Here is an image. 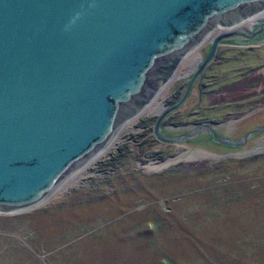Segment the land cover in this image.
<instances>
[{"label":"rangeland","instance_id":"374dc122","mask_svg":"<svg viewBox=\"0 0 264 264\" xmlns=\"http://www.w3.org/2000/svg\"><path fill=\"white\" fill-rule=\"evenodd\" d=\"M206 50L179 62L158 97L79 171L77 187L0 214V264H264V132L223 152L203 138L165 145L152 136L150 109L178 99ZM206 121L228 139L264 125V43L219 46L163 125Z\"/></svg>","mask_w":264,"mask_h":264},{"label":"water","instance_id":"95a60500","mask_svg":"<svg viewBox=\"0 0 264 264\" xmlns=\"http://www.w3.org/2000/svg\"><path fill=\"white\" fill-rule=\"evenodd\" d=\"M205 42L152 136L240 148L264 125L228 139L213 122L171 131L163 120L183 106L219 46L264 43V0H0V214L46 203Z\"/></svg>","mask_w":264,"mask_h":264},{"label":"bare ground","instance_id":"6f19581e","mask_svg":"<svg viewBox=\"0 0 264 264\" xmlns=\"http://www.w3.org/2000/svg\"><path fill=\"white\" fill-rule=\"evenodd\" d=\"M191 56H192V55H191ZM194 58H196V57H194ZM195 60H196V59H195ZM192 64H193V63H192ZM192 64L190 65V68H189L188 72L194 67V65H192ZM162 106H163V105H161V106H156V107L151 108V109H150L151 115H158V114H160V113L165 109V108L163 109ZM147 107H148V106H147ZM147 107H146V108H147ZM104 151H105V150H104ZM104 151H103V152H104ZM103 152H102V153H103ZM102 153H100L98 156H100ZM98 156H97V157H98ZM198 156H199L198 154H192V158H194V157L198 158ZM97 157H96V158H97ZM96 158H95V159H96ZM92 161H93V160H92ZM92 161H91V162H92ZM89 163H90V162H89ZM89 163H88V164H89ZM88 164H87V165H88ZM87 165H86V166H87ZM163 165L166 166V163H163L162 165H159V166L162 167ZM86 166H85V167H86ZM145 169H152V170H154V169H160V168H159V167H153V168H152V167H150V166H147ZM83 171H84V170H83ZM77 175H79V174L77 173V174L74 175L72 178H70V179H69V180H68L63 186H61V187H60L61 191L63 190V192H64L65 190L67 191L68 189H72V188L77 187V186H78V185H77L78 182L76 183V181H77V180L79 179V177H80V176L77 177ZM61 193H62V192H61Z\"/></svg>","mask_w":264,"mask_h":264},{"label":"trees","instance_id":"16d2710c","mask_svg":"<svg viewBox=\"0 0 264 264\" xmlns=\"http://www.w3.org/2000/svg\"><path fill=\"white\" fill-rule=\"evenodd\" d=\"M207 143H208V144H206V145H204V146L207 147V148H208V147H211V148H212V146L210 145L211 143H209V141H207ZM189 144H190V145H194V140L190 141ZM213 145H215V144H213ZM220 147H222V146H219V150L223 152L224 150H223L222 148H220Z\"/></svg>","mask_w":264,"mask_h":264},{"label":"flooded vegetation","instance_id":"af4514ba","mask_svg":"<svg viewBox=\"0 0 264 264\" xmlns=\"http://www.w3.org/2000/svg\"><path fill=\"white\" fill-rule=\"evenodd\" d=\"M216 55V54H215ZM215 58V57H214ZM197 84V83H196Z\"/></svg>","mask_w":264,"mask_h":264}]
</instances>
